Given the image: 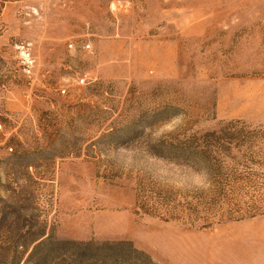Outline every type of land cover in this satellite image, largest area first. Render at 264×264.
I'll return each instance as SVG.
<instances>
[{
  "label": "rangeland",
  "instance_id": "rangeland-1",
  "mask_svg": "<svg viewBox=\"0 0 264 264\" xmlns=\"http://www.w3.org/2000/svg\"><path fill=\"white\" fill-rule=\"evenodd\" d=\"M0 264H264V0H0Z\"/></svg>",
  "mask_w": 264,
  "mask_h": 264
},
{
  "label": "trees",
  "instance_id": "trees-1",
  "mask_svg": "<svg viewBox=\"0 0 264 264\" xmlns=\"http://www.w3.org/2000/svg\"><path fill=\"white\" fill-rule=\"evenodd\" d=\"M43 243V241L41 242V240L39 242H37V244H35V246L33 247V250H35L38 246H40Z\"/></svg>",
  "mask_w": 264,
  "mask_h": 264
}]
</instances>
